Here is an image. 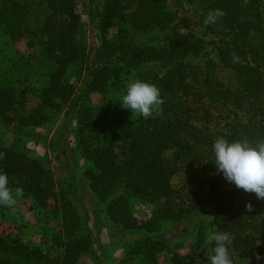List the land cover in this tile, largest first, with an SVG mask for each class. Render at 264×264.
<instances>
[{
    "label": "trees",
    "instance_id": "trees-1",
    "mask_svg": "<svg viewBox=\"0 0 264 264\" xmlns=\"http://www.w3.org/2000/svg\"><path fill=\"white\" fill-rule=\"evenodd\" d=\"M132 1L137 8L125 14V0H93V39L88 45L76 0H45L47 17L39 28L40 44L55 68L47 84L37 91L0 85V116L20 131L42 126L51 119L50 112L58 113L68 104V114L77 123L73 134L76 148L91 163L84 172L91 192L106 204L114 224L146 234L135 247L136 254L144 253L155 261L157 253L168 249L160 238L148 237L159 221L177 225L207 210L210 220L198 231L191 255L175 254L173 264H207L205 240L212 231L232 235L234 255L250 264H264V199L255 197L249 207L239 198L243 189L227 182L210 162L218 137L264 140V15L259 1L190 0L206 16L215 9L225 13L215 24L203 26L207 33L221 36L218 61L209 60L204 67L183 61L202 47L201 39L177 31L191 30L188 18L173 26L161 48L109 41L110 30L121 21L146 32L167 30L177 18L178 11L172 12L166 0ZM0 23L14 38L35 32L29 7L16 0H1ZM146 61L167 66L163 74L140 70L137 76L160 89L164 104L158 115L135 119L118 103L109 101L97 109L91 105L93 94L118 87L123 76L135 74ZM73 66L87 73L80 101L73 99L75 87L67 80ZM217 66L231 71L235 81L226 84L220 80L215 75ZM30 95L35 103L32 108L26 104ZM190 100L230 106L243 119L227 124L224 132L216 131L211 127L213 115L204 107L190 106ZM0 153V173L8 176L9 187L31 199L34 208L61 215L63 227V237L54 239L56 248L63 249L57 255L0 237V264H78L92 249L93 237L90 229L87 235L78 234L85 210L75 202V184L65 180L58 184L46 164L8 143L0 141ZM179 175L185 180L176 187L174 179ZM203 176L206 185L202 191L189 192V184ZM136 202L152 206L148 220H138L133 209Z\"/></svg>",
    "mask_w": 264,
    "mask_h": 264
},
{
    "label": "rangeland",
    "instance_id": "rangeland-1",
    "mask_svg": "<svg viewBox=\"0 0 264 264\" xmlns=\"http://www.w3.org/2000/svg\"><path fill=\"white\" fill-rule=\"evenodd\" d=\"M16 1L29 7L30 20L35 32L20 39L14 38L10 36V31L7 32L6 26L0 23V85L13 84L22 90L24 87H30L37 91L47 84L50 73L55 68L53 60L44 53L40 44L39 28L47 17L45 0ZM166 1L172 12L178 11L175 22L167 30L155 28L141 32L134 30L128 22L121 21L110 30L108 40L112 42L118 39L126 44L144 48H161L166 45L167 36L173 32V26L181 19L188 18L192 23L191 30L177 28V31L185 33L186 36L201 39L202 47L197 53L184 57L183 61L196 67L199 65L204 67L209 60L218 61L217 48L221 44V36L207 33L204 30L203 26L207 17L204 12L190 0ZM258 1L260 11L264 15V0ZM76 3L78 13L87 28L86 37L89 45L93 39L90 12L94 2L93 0H76ZM123 4L125 14H130L137 8V3L132 0H125ZM96 38L100 44L101 40L97 35ZM140 70L163 74L167 66L158 61H146L141 68L136 69L134 78L139 76ZM86 74L84 68L77 66H73L68 72L67 80L75 87L74 100L80 101L84 95ZM215 75L226 84L235 81L234 74L221 66H217ZM132 76L133 73L123 76L118 87L111 88L104 94H93L91 105L97 109L109 101L114 104L120 103L126 82ZM26 101L28 108H32L35 104L31 95L26 96ZM189 104L208 110L214 117L211 127L219 132L226 131L227 124L243 119L239 113L231 111L230 106L203 105L192 100ZM49 114L51 119L42 126L25 128L20 131L0 116V141L46 164L58 184L62 180H65V183L72 181L75 184V202L85 210L82 232L79 231L78 234L87 235L90 229L93 237L92 249L79 259L78 264H173L172 257L175 254L183 257L191 255L198 231L204 228L210 220L207 210L177 225L166 220L159 221L154 231L148 233V237L160 238L166 243L168 249L157 253L155 261L149 260L144 253L136 254L134 249L140 241L145 239L146 234L144 230H130L114 224L107 214L106 204L100 203L91 192L88 180L84 176V172L91 167V163L84 159L76 148L73 134L77 123L74 117L68 114V104L60 112ZM132 117L138 118L135 114H132ZM184 180L183 176H176L174 185L180 187ZM205 185L206 176H203L189 184L187 190L199 194ZM10 189L16 199V204L10 208L0 206V237L20 240L51 255L63 252V249L56 248L54 242L55 238L63 237L61 215H52V213L34 208L31 199L24 197L16 188ZM255 197V193L240 191L239 198L248 205H251ZM133 209L140 222L151 217L152 206L148 203L136 202L133 204ZM234 257L236 264H250L249 260L241 259L237 255Z\"/></svg>",
    "mask_w": 264,
    "mask_h": 264
},
{
    "label": "clouds",
    "instance_id": "clouds-1",
    "mask_svg": "<svg viewBox=\"0 0 264 264\" xmlns=\"http://www.w3.org/2000/svg\"><path fill=\"white\" fill-rule=\"evenodd\" d=\"M225 15L223 10L209 11L205 23L215 24ZM128 79L125 92L118 103L131 114L142 116L144 119L154 118L162 111L164 99L160 89L152 83L134 78ZM218 174L247 193H255L258 199H264V140L249 142L247 140L229 141L218 137L211 149ZM0 159L3 154L0 153ZM16 199L9 187L8 176L0 173V206L12 207ZM251 207V205H249ZM233 237L227 231H212L205 240L209 246L205 256L207 264H236L231 250Z\"/></svg>",
    "mask_w": 264,
    "mask_h": 264
}]
</instances>
